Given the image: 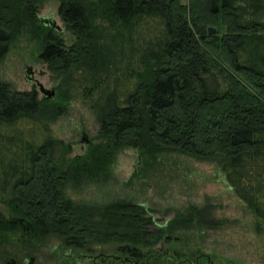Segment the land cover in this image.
Instances as JSON below:
<instances>
[{
    "label": "trees",
    "instance_id": "obj_1",
    "mask_svg": "<svg viewBox=\"0 0 264 264\" xmlns=\"http://www.w3.org/2000/svg\"><path fill=\"white\" fill-rule=\"evenodd\" d=\"M41 2L0 0V62L28 36L59 80L50 99L0 81L3 264L32 262L52 240L88 255L94 246L116 245L115 256L127 258L104 264H171L152 258V249L169 244L181 259L170 245L174 231L221 225L207 206L156 226L145 206L67 197L69 187L106 180L125 148L218 162L235 196L264 222V0H59L73 37L68 46L37 18ZM78 90L101 141L71 157L51 124Z\"/></svg>",
    "mask_w": 264,
    "mask_h": 264
},
{
    "label": "rangeland",
    "instance_id": "obj_2",
    "mask_svg": "<svg viewBox=\"0 0 264 264\" xmlns=\"http://www.w3.org/2000/svg\"><path fill=\"white\" fill-rule=\"evenodd\" d=\"M181 3L186 4L187 0H181ZM39 5L37 18L55 20L62 30L54 31L60 33L67 46L70 45L73 37L58 15L59 0H42ZM37 51L28 36L15 41L0 62V81L9 84L14 91L37 92V86L26 81L24 68L31 67L34 78L44 87L56 89L59 80L38 59ZM37 95L40 99L41 94L37 92ZM51 129L58 140L71 145V157L84 154L87 149L84 137L92 144L101 141L96 115L82 99L80 90L70 102L66 114L56 119ZM111 165L106 180L85 182L77 189L69 187L67 197L76 203L92 206L121 200L145 206L151 211L156 226L168 225L190 207L202 209L206 206L211 209L210 217L221 222L215 229L174 231L170 245L183 255L181 259L174 258L166 243L152 249V258L171 264L198 261L201 264H264V222L255 218L245 203L235 196L218 162L173 152L145 157L135 149L125 148ZM0 211L5 213L6 210L0 206ZM8 247H0V254L9 250ZM117 248L116 245L94 246L90 253L116 255ZM85 254L88 255L86 251L62 249L58 240H52L36 252L32 262L18 257L15 264H99V260L75 259ZM191 255L193 258L189 259ZM149 262L150 259L143 260L141 264H151ZM0 264H3L2 260Z\"/></svg>",
    "mask_w": 264,
    "mask_h": 264
},
{
    "label": "water",
    "instance_id": "obj_3",
    "mask_svg": "<svg viewBox=\"0 0 264 264\" xmlns=\"http://www.w3.org/2000/svg\"><path fill=\"white\" fill-rule=\"evenodd\" d=\"M40 22L48 27H51L52 29H54L57 32H61L62 28L60 26H58V24L56 23L55 20L52 19H43L40 18L39 19ZM208 33L209 34H215V29L209 27L208 28ZM25 74H26V81L27 83H34L37 86V92H39L41 94V98L42 99H50L53 98L55 95V90L54 88H50L47 89L46 87H44V85L42 83H40L37 79L34 78V74L33 71L31 69V67H25L24 68ZM84 143L88 144L90 141L89 139H84L83 140ZM76 260H96V259H100L101 263L104 264L109 260H120L121 257L119 256H115V255H103V254H98V255H82L81 257H77L75 258ZM123 261H127V258H123L121 259Z\"/></svg>",
    "mask_w": 264,
    "mask_h": 264
},
{
    "label": "flooded vegetation",
    "instance_id": "obj_4",
    "mask_svg": "<svg viewBox=\"0 0 264 264\" xmlns=\"http://www.w3.org/2000/svg\"><path fill=\"white\" fill-rule=\"evenodd\" d=\"M84 137V136H83ZM83 139H85V137L83 138ZM97 260V259H96ZM95 261V260H94ZM99 261H100V259H99Z\"/></svg>",
    "mask_w": 264,
    "mask_h": 264
}]
</instances>
